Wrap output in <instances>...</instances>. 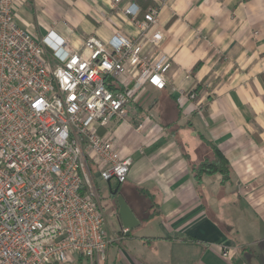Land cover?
Masks as SVG:
<instances>
[{
  "label": "crops",
  "instance_id": "0c3cea01",
  "mask_svg": "<svg viewBox=\"0 0 264 264\" xmlns=\"http://www.w3.org/2000/svg\"><path fill=\"white\" fill-rule=\"evenodd\" d=\"M153 1L148 10H158L155 30L163 35L154 53L171 62L166 88L132 90L129 69L128 116L101 132L133 159L128 181L111 184L143 232L126 233L127 252L118 247L114 264H264V0ZM20 3L22 27L73 52L90 37L108 43L118 33L139 35L122 12L135 0ZM200 135L229 161L231 182L215 175L196 185L192 166L214 158ZM96 183L110 197L109 184ZM224 246L234 251L230 259L222 258Z\"/></svg>",
  "mask_w": 264,
  "mask_h": 264
},
{
  "label": "built area",
  "instance_id": "2783aa9c",
  "mask_svg": "<svg viewBox=\"0 0 264 264\" xmlns=\"http://www.w3.org/2000/svg\"><path fill=\"white\" fill-rule=\"evenodd\" d=\"M20 4L0 0V264H74L113 242L96 180L124 185L133 165L101 133L128 116L123 77L132 69V90L161 91L171 62L154 53L163 41L155 8L140 20L130 3L122 12L138 37H90L80 53L51 35L36 39L17 21ZM108 79L125 88L112 91ZM233 254L223 247V259Z\"/></svg>",
  "mask_w": 264,
  "mask_h": 264
},
{
  "label": "trees",
  "instance_id": "16d2710c",
  "mask_svg": "<svg viewBox=\"0 0 264 264\" xmlns=\"http://www.w3.org/2000/svg\"><path fill=\"white\" fill-rule=\"evenodd\" d=\"M135 2L142 9V12L138 17L140 20H142L145 17V15L148 12L147 10L150 6H156V3L153 0H135ZM107 84L112 91L122 90L112 79H108ZM200 139L202 142H204L207 146H209L212 149L214 158L212 160L206 159L198 166L196 165L192 166V173L194 174L196 185L198 187L202 186V180L204 176H215V175L222 176V184H227L228 182H231L232 168L227 158L222 154V152L217 147V145H215L212 141L208 140L207 138L201 135H200ZM83 259L84 258L79 257L76 263L83 264L81 263L83 262L82 261ZM84 260L87 261L89 259H84ZM54 264H58V263H54Z\"/></svg>",
  "mask_w": 264,
  "mask_h": 264
},
{
  "label": "rangeland",
  "instance_id": "374dc122",
  "mask_svg": "<svg viewBox=\"0 0 264 264\" xmlns=\"http://www.w3.org/2000/svg\"><path fill=\"white\" fill-rule=\"evenodd\" d=\"M98 194L100 196L101 204L104 208V214L107 220V228L110 233L111 238L114 240L113 244L110 245L109 253L106 251L104 255L95 257L93 259H89L85 261L84 259L82 260L83 264H114V260L117 257L118 253V247L123 249V252L126 253V248L125 244L128 243L129 241L122 240L124 235L127 233L126 230L121 226V222L119 219V207L116 199H111L109 196L106 195V184H98L96 183ZM131 232V231H130ZM135 234H143V232H138V230H134ZM121 241L119 243H116L118 241ZM116 243V244H115ZM123 243V244H122ZM106 259H108L106 261ZM85 262V263H84ZM78 264V263H75Z\"/></svg>",
  "mask_w": 264,
  "mask_h": 264
},
{
  "label": "water",
  "instance_id": "95a60500",
  "mask_svg": "<svg viewBox=\"0 0 264 264\" xmlns=\"http://www.w3.org/2000/svg\"><path fill=\"white\" fill-rule=\"evenodd\" d=\"M108 184L110 189V198L116 199L119 206L118 214L121 226L124 228V230H126L127 234H130V231L138 227L140 222L126 200L121 194H119V186L113 189L112 184L110 182H108Z\"/></svg>",
  "mask_w": 264,
  "mask_h": 264
},
{
  "label": "flooded vegetation",
  "instance_id": "af4514ba",
  "mask_svg": "<svg viewBox=\"0 0 264 264\" xmlns=\"http://www.w3.org/2000/svg\"><path fill=\"white\" fill-rule=\"evenodd\" d=\"M112 199V198H111Z\"/></svg>",
  "mask_w": 264,
  "mask_h": 264
}]
</instances>
